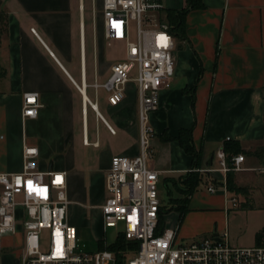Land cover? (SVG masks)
<instances>
[{"label":"crops","instance_id":"crops-1","mask_svg":"<svg viewBox=\"0 0 264 264\" xmlns=\"http://www.w3.org/2000/svg\"><path fill=\"white\" fill-rule=\"evenodd\" d=\"M99 2L0 0V174L21 172L25 145L37 147L40 170L67 173V222L76 230L90 224L87 185L100 184L102 196L91 209L97 212L102 250L117 240L107 241L101 210L111 160L140 155L141 134L134 80L118 106L109 103L105 85L112 66L125 59L127 39L107 36ZM203 2L205 8L190 11L182 34L174 35L172 87L160 92L158 111L149 119L154 130L149 166L161 173V201L171 190L180 194L176 184L193 168L194 158L176 140L182 130L193 131L200 169H218L214 156L226 143L240 145L245 167L264 165V0ZM186 6V0H165L166 12ZM121 45L124 54L118 53ZM26 93L38 94L41 109L35 119L22 117ZM205 179L212 181L206 187L215 185L217 192L199 193L198 187L187 200L184 218L176 210L179 220L173 227L164 215V228L184 229L186 237L212 233L218 216L206 218L215 214L227 225V175L216 171ZM19 226L4 238L0 264H23L22 226L20 250L11 247Z\"/></svg>","mask_w":264,"mask_h":264},{"label":"built area","instance_id":"built-area-1","mask_svg":"<svg viewBox=\"0 0 264 264\" xmlns=\"http://www.w3.org/2000/svg\"><path fill=\"white\" fill-rule=\"evenodd\" d=\"M103 14L109 38L125 37V24L134 22L136 27V38L131 40L129 35L125 38V59L112 66L111 78L105 85L112 106L125 99L126 85L131 80L139 89L141 153L136 157L112 158L106 177L107 197L101 208L105 231L114 229L117 238L122 236L137 243V250L127 255L125 264H264V244L233 247L225 233L223 237L180 245L178 228L158 231L163 207L159 194L161 173L149 166L153 155L150 141L154 135L149 119L158 111L160 92L172 87L175 36L166 18L165 0H103ZM40 109L38 94L26 93L23 119H35ZM38 159L39 149L25 145L22 171L0 174V256L4 238L15 235L21 225L23 264H116L117 254L109 250L110 244L96 253L76 252V229L67 222V173L42 171ZM214 159L218 169L207 167L190 172L264 174V165L245 167L243 154L229 160L224 147ZM207 191L215 194L217 188L210 185ZM224 191L228 205L236 208V197L229 196L226 187ZM44 238L46 247H42Z\"/></svg>","mask_w":264,"mask_h":264},{"label":"rangeland","instance_id":"rangeland-1","mask_svg":"<svg viewBox=\"0 0 264 264\" xmlns=\"http://www.w3.org/2000/svg\"><path fill=\"white\" fill-rule=\"evenodd\" d=\"M99 0H97V5H99ZM125 37L129 35L132 39L136 38V27L135 23L131 22L125 24ZM118 53L124 54V46L121 45L118 48ZM132 81V80H131ZM126 91V90H125ZM127 92V91H126ZM126 94V93H125ZM59 158V157H58ZM104 158V157H103ZM63 160V159H61ZM59 159H55V165L57 166ZM243 175L233 173L231 179L233 180V187L230 186V195L236 197L238 201V206L234 208L232 204L229 206L230 215L228 218L227 225H225V218L220 215L208 216L207 221L218 216V224L215 227L214 232H193V237L183 236L185 230L182 229L179 232L178 243L180 245H188L195 241H201L206 238H218L223 237L227 233L228 243L233 247H255L259 246L257 243L256 236L259 232L264 229V174L258 172L242 173ZM210 179L203 180V184L199 187V193L207 192L206 184L208 185ZM177 186V185H176ZM180 194L176 190H171V193H167L165 199L162 198V205L165 206V223L167 225L175 227L178 224L179 215L176 213L175 207L180 210H184L185 196L186 193L182 195V191L179 186L176 187ZM242 188V189H241ZM88 192V205L90 210L88 212V217L90 224L88 227L76 230V252L79 254L85 253H95L100 250L101 244L99 239L101 234L98 230V220L96 216V210L91 209V206H95L93 200H98L102 196V190L100 184L94 188H90L87 185ZM208 193V192H207ZM210 194V193H208ZM211 195V194H210ZM93 197V199H92ZM173 199V200H170ZM96 208V207H94ZM22 210L19 208V218H22ZM18 218V219H19ZM21 226V225H20ZM19 226V227H20ZM196 229V226H193ZM192 228L193 230H195ZM21 227L18 228V234L16 237L15 244H12V251L20 250L19 237ZM107 241L113 243L117 238V232L114 229L108 230ZM47 238L42 241V247H46ZM11 250V249H10ZM130 257V256H129ZM128 257V258H129Z\"/></svg>","mask_w":264,"mask_h":264},{"label":"trees","instance_id":"trees-1","mask_svg":"<svg viewBox=\"0 0 264 264\" xmlns=\"http://www.w3.org/2000/svg\"><path fill=\"white\" fill-rule=\"evenodd\" d=\"M186 4H187L186 9L175 12H170V11L166 12V18L175 36L182 34L185 17L190 11L205 8L203 0H186ZM192 133H193L192 130H182L179 136L176 138V140L180 143V145L186 151V153H188L190 156L194 158L192 169L197 170L200 169L198 167L200 154L194 145ZM172 139L173 138L169 137L167 140H172ZM224 149L229 156V160L234 155L245 154L244 152H242L240 145L238 143H226ZM233 173L235 172H229L227 174V187L229 191H231V189L232 190L234 189L233 180L231 179V175ZM205 176L206 175H203L199 172H189L186 175V177L180 179V181L176 184L177 186H179L180 190L182 191V195L183 193L184 194L186 193V196L184 197L186 199L184 203L185 209L182 211L178 209V207L177 208L175 207V210L179 211L180 213L181 220L184 218V215L187 212L186 204L188 198L198 189V187H200L201 184H203V177ZM231 185L232 188L230 189ZM165 214H166V210H165V206H163L162 216L160 218V227L158 229L159 232H162L165 229L164 228ZM256 239L259 245L264 244V229L257 234ZM137 248H138L137 243L128 242L122 236L118 237L116 242L109 246V250L114 251L117 254L116 264H125L127 255L131 252H135Z\"/></svg>","mask_w":264,"mask_h":264},{"label":"water","instance_id":"water-1","mask_svg":"<svg viewBox=\"0 0 264 264\" xmlns=\"http://www.w3.org/2000/svg\"><path fill=\"white\" fill-rule=\"evenodd\" d=\"M96 108V107H95Z\"/></svg>","mask_w":264,"mask_h":264}]
</instances>
